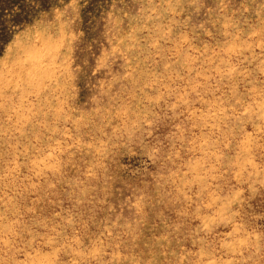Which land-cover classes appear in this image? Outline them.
Here are the masks:
<instances>
[{"label":"rangeland","instance_id":"obj_1","mask_svg":"<svg viewBox=\"0 0 264 264\" xmlns=\"http://www.w3.org/2000/svg\"><path fill=\"white\" fill-rule=\"evenodd\" d=\"M0 264H264V0H0Z\"/></svg>","mask_w":264,"mask_h":264}]
</instances>
